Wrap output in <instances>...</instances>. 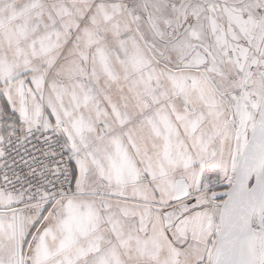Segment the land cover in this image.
Listing matches in <instances>:
<instances>
[{"label": "snow or ice", "instance_id": "snow-or-ice-1", "mask_svg": "<svg viewBox=\"0 0 264 264\" xmlns=\"http://www.w3.org/2000/svg\"><path fill=\"white\" fill-rule=\"evenodd\" d=\"M0 264H264V0H0Z\"/></svg>", "mask_w": 264, "mask_h": 264}]
</instances>
